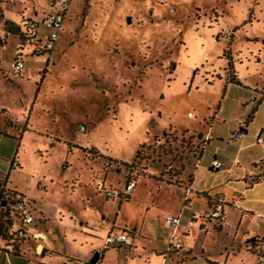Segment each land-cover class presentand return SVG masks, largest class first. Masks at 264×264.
Segmentation results:
<instances>
[{
	"label": "rangeland",
	"instance_id": "rangeland-1",
	"mask_svg": "<svg viewBox=\"0 0 264 264\" xmlns=\"http://www.w3.org/2000/svg\"><path fill=\"white\" fill-rule=\"evenodd\" d=\"M48 4L0 0V210L15 192L32 219L27 231L47 239L40 256L34 243L13 241L21 219L11 211L0 264H99L81 234L95 229L105 248L108 220L134 222L153 201L145 215L160 240L186 188L158 194L154 180L192 177L193 191L229 203L224 221L203 213L211 223L187 240L183 264L264 261V211L231 205L252 161L264 163L255 141L264 130V0H73L44 52ZM214 158L219 170L209 168ZM189 198L191 211L205 207L202 195Z\"/></svg>",
	"mask_w": 264,
	"mask_h": 264
},
{
	"label": "crops",
	"instance_id": "crops-1",
	"mask_svg": "<svg viewBox=\"0 0 264 264\" xmlns=\"http://www.w3.org/2000/svg\"><path fill=\"white\" fill-rule=\"evenodd\" d=\"M52 2L53 0H49V7L46 10V13L52 11ZM73 0H71L69 9L66 14L65 21L70 13L71 6ZM45 13V14H46ZM45 14H43V19ZM36 16V15H34ZM36 18H38V13ZM42 19V21H43ZM44 25V23H43ZM65 25V22H64ZM45 27V25H44ZM46 28V27H45ZM47 30V29H46ZM64 30V26H63ZM63 30L61 33H63ZM47 36V34H46ZM244 129H241L239 133H236V136H242ZM258 132V131H257ZM256 132V133H257ZM255 133V134H256ZM207 136V133H206ZM205 136V137H206ZM206 139V138H205ZM264 146V145H262ZM216 159V158H214ZM213 159V160H214ZM253 170L250 175L246 174L242 181V190L239 192L236 200L232 201L231 205L240 206L245 212L252 213H261L264 211V163H257L252 161ZM13 168V165L10 166V169ZM212 170V169H210ZM156 182V188L158 194H165L166 191H170L171 189L178 188H186L185 190H180L179 203L167 215L179 216L180 223L177 229V232L180 234V240L182 242V247L179 250H173L167 246L172 239V229L169 225H167L162 220L163 225L167 228L168 233L163 235V237L159 240V236L155 233L153 235L150 231H152V222L145 215L150 207H153V202L149 206V204H145L143 208L138 210L140 214V218L134 222H119L117 220V214L111 221H107L105 223V232L103 233V238H105L109 233H127L131 238V245H112L109 247L101 248V243L99 237L96 235L95 229H87V232L81 234L83 237V244H89L91 248V254L96 256V261H99V264H110L108 261H111V264H183L185 260L190 257L193 252V248L187 243L194 238L198 237V231L204 230L206 232V226L211 222H206L202 220L201 216L205 211H210L214 209L219 203L222 206V218L224 221V208L226 199L220 193L210 194V189H200L199 191H193L191 188L193 177L191 181L187 183V185H174L168 184L159 180H154ZM5 185H0V188L4 190ZM136 186L134 188L133 193L130 195L129 199L121 201L119 200L118 210H121L124 203H127L132 198L135 192ZM178 190V189H177ZM176 191V190H175ZM193 192L195 196H193ZM196 197L198 199L199 196H203V200L205 201V207L201 209V211H191L190 204L191 200L189 196ZM201 199V198H200ZM182 203V204H181ZM181 206V207H180ZM145 207V209H144ZM186 214L187 222L182 223L181 218ZM166 216V215H165ZM164 216V217H165ZM213 221H216L213 219ZM86 224V223H85ZM83 225V223H81ZM171 231V233H170ZM85 235V236H84ZM24 241H29L34 243V253L36 255H43L45 252V247L43 246L45 242H47L45 234L40 231L38 228L34 231L26 232V237ZM23 241V242H24ZM22 242V243H23ZM149 243V244H147ZM3 251V252H1ZM185 253L186 257H182L181 253ZM0 253H3L4 256L7 255V250L3 247H0ZM13 253V252H12ZM90 254V255H91ZM93 258V257H92ZM68 263L75 262L79 263L80 261L74 260L72 258H68ZM208 263L215 264L208 259H206ZM136 261H139L137 263ZM261 261V260H260ZM81 263V262H80ZM94 263V262H93Z\"/></svg>",
	"mask_w": 264,
	"mask_h": 264
},
{
	"label": "built area",
	"instance_id": "built-area-1",
	"mask_svg": "<svg viewBox=\"0 0 264 264\" xmlns=\"http://www.w3.org/2000/svg\"><path fill=\"white\" fill-rule=\"evenodd\" d=\"M71 0H53L52 2V11L45 14L43 23L47 29V36L41 45V49L45 52L52 51L60 37V34L63 30L65 18L67 11L69 9ZM12 71L17 74L24 69V62L21 58L15 59L10 65ZM256 144L264 145V130H259L256 133L255 138ZM222 167V163L216 159L212 160L209 168L213 170H219ZM133 187L130 186L131 189ZM113 193L108 192V196H112ZM114 195H118L117 192ZM15 210L17 211L21 219V228L16 233V238L25 239L27 229L26 225L32 222L31 216L28 214L25 209V204L21 200L15 201ZM222 216V206L219 204L214 209L210 210L207 214V218L219 219ZM164 221L172 229V239L169 242V248H180V234L177 232L180 223L179 216L166 215ZM105 247H109L115 244L118 245H131V238L127 233H109L104 239ZM257 264H264V261H259Z\"/></svg>",
	"mask_w": 264,
	"mask_h": 264
},
{
	"label": "trees",
	"instance_id": "trees-1",
	"mask_svg": "<svg viewBox=\"0 0 264 264\" xmlns=\"http://www.w3.org/2000/svg\"><path fill=\"white\" fill-rule=\"evenodd\" d=\"M5 24H8V22H5ZM253 112H254V110H252L251 114L247 117V119L252 117ZM0 134H4V133L0 131ZM189 182H190V179H189ZM168 184H171V183H168ZM3 193H4L3 189L0 188V201L2 199ZM7 194H8V192H7ZM10 196H11V200L6 201L5 202L6 206L4 208H2L4 210H0L1 211L0 212V237H2L3 239L5 238L6 232L8 231V226H10V221H8V218L10 217L9 216L10 212L11 211L14 212L16 214V216L19 217L17 211L15 210V201L14 202L12 201L15 197V192H11ZM10 204H12V207L9 208ZM1 218H4V220H2V222H1ZM19 219H20V217H19ZM214 220L221 222V218L220 219H214ZM12 235L14 237H16L15 236L16 234H9V237H12ZM15 239H18V238H15ZM12 240L14 241L13 237H12ZM18 240L21 241L23 239H18ZM13 247H14V249H16L15 248L16 246H13Z\"/></svg>",
	"mask_w": 264,
	"mask_h": 264
},
{
	"label": "water",
	"instance_id": "water-1",
	"mask_svg": "<svg viewBox=\"0 0 264 264\" xmlns=\"http://www.w3.org/2000/svg\"><path fill=\"white\" fill-rule=\"evenodd\" d=\"M2 205L4 206V205H6V203H5V202H3V203H2ZM96 258H97V257H96V256H94V257H93V258L90 260V262H91V263L95 262V261H96Z\"/></svg>",
	"mask_w": 264,
	"mask_h": 264
}]
</instances>
